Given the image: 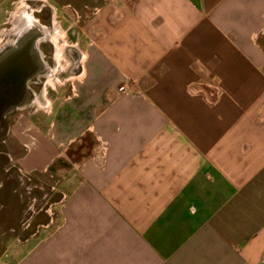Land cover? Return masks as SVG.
Returning a JSON list of instances; mask_svg holds the SVG:
<instances>
[{
    "label": "crops",
    "instance_id": "obj_1",
    "mask_svg": "<svg viewBox=\"0 0 264 264\" xmlns=\"http://www.w3.org/2000/svg\"><path fill=\"white\" fill-rule=\"evenodd\" d=\"M42 1L94 17L11 128L58 179L0 264H264V0Z\"/></svg>",
    "mask_w": 264,
    "mask_h": 264
},
{
    "label": "rangeland",
    "instance_id": "obj_2",
    "mask_svg": "<svg viewBox=\"0 0 264 264\" xmlns=\"http://www.w3.org/2000/svg\"><path fill=\"white\" fill-rule=\"evenodd\" d=\"M21 1L23 0H0V49L11 46L13 41L20 45V42H25L24 35L29 33L34 36V47L41 45L46 50L49 68L57 69L52 77L63 79L68 68L75 63L74 57L70 55V50L75 49V39L81 33L89 32L94 14L83 23L78 20V12L73 10L68 14L60 10L58 20L62 22H53L52 18L56 13L53 7H44L42 0ZM23 11L31 13L36 21L20 24L17 20ZM89 15L91 14L88 13ZM39 21L43 26L39 25ZM51 32H56L55 39L47 36ZM58 51L61 55V66L66 68V72L58 69L59 60L54 56ZM39 92L41 94V89ZM50 94H54V91L50 90ZM16 117L17 115L10 116L6 122L7 127L0 130V247H6L7 242L14 238V228L20 239H25L27 223L31 224V230L47 216L48 209L56 199L53 195L57 190L56 174L52 176L50 173L36 172L22 175L18 168L14 153L22 149L14 141V132L10 130L14 127Z\"/></svg>",
    "mask_w": 264,
    "mask_h": 264
},
{
    "label": "flooded vegetation",
    "instance_id": "obj_3",
    "mask_svg": "<svg viewBox=\"0 0 264 264\" xmlns=\"http://www.w3.org/2000/svg\"><path fill=\"white\" fill-rule=\"evenodd\" d=\"M29 36L25 34V42L20 45L26 44ZM20 45L13 41L11 46L0 49V105L7 106L0 115V130L7 127L10 116L28 110V103L35 96L33 88L42 87L50 67L48 56H40L46 52L41 45L33 51L19 48Z\"/></svg>",
    "mask_w": 264,
    "mask_h": 264
},
{
    "label": "water",
    "instance_id": "obj_4",
    "mask_svg": "<svg viewBox=\"0 0 264 264\" xmlns=\"http://www.w3.org/2000/svg\"><path fill=\"white\" fill-rule=\"evenodd\" d=\"M19 48L33 51V49H34V36H29V38L27 39L26 44L20 45ZM6 107H7L6 105H2V104L0 105V115L3 113V111L6 109Z\"/></svg>",
    "mask_w": 264,
    "mask_h": 264
}]
</instances>
